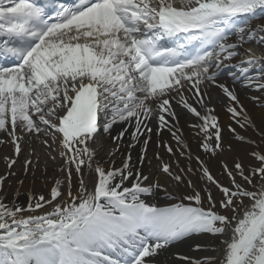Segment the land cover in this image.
I'll return each instance as SVG.
<instances>
[{"label": "snow or ice", "instance_id": "1", "mask_svg": "<svg viewBox=\"0 0 264 264\" xmlns=\"http://www.w3.org/2000/svg\"><path fill=\"white\" fill-rule=\"evenodd\" d=\"M49 7L54 13L46 11ZM258 11H264V0H0V57L14 61L0 64V130L12 137L17 155L23 138L18 129L59 134V154L67 166L61 169L67 183L56 180L49 200L29 194L27 206L21 207L0 199V264H152L147 258L200 233L224 236L223 254L203 261L184 257L189 264H264V154L253 153L261 166L250 168L251 176L240 162L234 165L249 185L252 177H259L256 191L237 182L226 164L233 187L220 185L201 161L207 209L201 191L184 179L183 170L173 172L163 163L162 172L192 192L183 194L181 203L161 208L143 197L162 185L145 184L149 177L133 171L131 154L122 167L106 170L95 163L96 152L89 145L101 131L109 133L114 124L125 122L134 123L132 137L138 141L142 127L151 132L145 121L154 113L160 128L167 127V116L175 118V92L203 121L198 126L205 134L203 150H221L218 117L212 109L202 116L182 91L190 85L188 90L203 102L201 85L214 83L225 61L239 55L244 43L264 44V25L254 28L244 19ZM165 40L174 46L166 47L161 43ZM257 63H264V57L249 55L233 67L246 86L264 90V76L249 75ZM219 87L235 102L228 111L240 127L250 124L247 115L243 123L239 120L245 110L235 92ZM124 131L113 139H123ZM144 144L146 152L147 140ZM15 163L11 160L8 167ZM31 164L25 161L26 172ZM94 164L90 190L82 169L93 170ZM73 169L79 181L75 192ZM130 178L134 182L129 187ZM5 179L0 177V189ZM211 185L222 192L219 206L231 211V217L215 211ZM245 198L249 205H244ZM45 206L51 211L23 215Z\"/></svg>", "mask_w": 264, "mask_h": 264}, {"label": "bare ground", "instance_id": "2", "mask_svg": "<svg viewBox=\"0 0 264 264\" xmlns=\"http://www.w3.org/2000/svg\"><path fill=\"white\" fill-rule=\"evenodd\" d=\"M260 25H264V19ZM246 47L248 48V46ZM249 48L252 50L249 55L264 57V44H258V46L255 47L254 44L251 43ZM209 89L210 88L207 87V91ZM214 93L218 95V93ZM194 96L196 95L193 91L186 90L184 97L195 99ZM252 97L253 98L250 99L247 97V93H243L240 98V105L243 106L245 112L241 115V117H239V120L243 123L244 115L251 118V123L246 124L244 129L240 127L232 116H229L226 113L225 109H218V105H215L212 100H209V104L203 107L202 111L199 109L200 113L205 115V108H216V110L211 112V114L218 117V123L221 130V150H218L215 154L205 152L202 148V144L205 142V134L203 131L201 132V129L198 126L201 125L203 121L189 120L188 123L193 125L192 128H186L184 124H181L183 134L178 137L182 138V143L176 142V137L167 141L170 145H172L173 153H169L167 151L165 143L163 145H156L154 141L149 142L146 152L144 150L142 151V149H138L142 146L140 145L142 143L137 146L138 148L127 150V148H130L127 146V144H129L128 139L130 137L127 135L125 139L114 140L113 137H116V134L119 135L121 131H124L119 130V127L115 126L113 129L115 133L112 138L105 137L95 143L89 142L90 147L96 152L95 163L100 164L106 170L112 167L120 168L127 160L128 152L131 151V165L133 167V171H139L143 175H147L149 177L148 181H144V183L148 184L152 183L153 180H156L164 188V193L175 197L181 196L182 194L173 191V188L170 187L169 180L171 178L161 170V165L163 163H168L173 172L179 173L182 169L184 179L191 180L193 185H195L198 190H203L206 186H208L207 181L201 178L203 175L201 171V161L203 162V165L209 169L212 175L214 173L227 174L225 168L223 167V165L226 164L228 166V170H232L236 180H238V173L234 168L235 163H245L247 157L255 152H259L261 154L264 153V147L262 144L263 139L261 138V136H264V90L253 94ZM194 103L193 107H196V100H194ZM233 106H236V104L229 105V107ZM230 128L235 131H231ZM124 132H127V130ZM19 136H21L20 133ZM40 136L43 137V134ZM163 137H165L164 134L162 135V138ZM239 137H244V140H240ZM174 140L175 142L171 144V141ZM51 141L52 140L48 141L49 145H51ZM19 143L21 145V152L17 155L13 141H10L6 145H3L2 142H0V177H6L2 187L3 190L0 193V199H3V201L9 205L18 204L21 207H26L28 204L27 201L29 194L33 196V193L37 194L42 192V186L49 185L52 189L55 186L56 180L65 181L66 184V171H61V169H64L67 166L65 164V158L59 154L61 149L58 145L52 144L51 147H47L45 144H41V146H39L36 142H32L34 146H28V148L26 147L25 149L22 139ZM12 146H14V153ZM57 149H59V153H56ZM100 154L102 155L100 156ZM142 155L145 158H143V161H141ZM189 156H191V159ZM52 157H55V159H52ZM197 157L199 160L196 159ZM14 159L18 161H23L24 159V161L31 160L32 164L28 168V171H31V173H29L26 177L22 176L24 178H21L20 176H18L20 178L17 177L18 179L11 178L10 176L12 175V172H9L7 163ZM94 168L95 164L93 165V170H89L87 168L82 169L85 184L88 185L90 190L94 183ZM188 169H191V171H188ZM45 176H48L47 179ZM21 181L23 183H21ZM78 182L77 174L73 169V192L76 191ZM133 182V179L130 178L126 181V184L130 187ZM174 183L176 184L175 181ZM176 186L183 191L190 189L185 185L178 186L176 184ZM63 187L64 186L62 185V188ZM176 201L178 200H175V202ZM23 203L27 204L23 205ZM48 211H51V206H45V208L38 210L36 213L25 212L23 215L43 214ZM180 243L174 247L175 250H177L175 252L176 258H168L167 264H189L187 260L183 259L184 257L198 260L200 257L205 258L206 256L220 258L223 254L222 243L219 245L220 248L217 253L211 252L210 248L217 246L213 234H208L207 237L199 236L195 240L187 243L186 241L181 244ZM197 244L201 245L204 250H195V246Z\"/></svg>", "mask_w": 264, "mask_h": 264}, {"label": "rangeland", "instance_id": "3", "mask_svg": "<svg viewBox=\"0 0 264 264\" xmlns=\"http://www.w3.org/2000/svg\"><path fill=\"white\" fill-rule=\"evenodd\" d=\"M260 166H261L260 161H259L257 158L253 157V155L250 154V155L247 157V166L244 167V168H245V173H244V174H245L246 176H251V173H250L249 169L252 168V167L258 168V167H260ZM34 170H35V169H34ZM259 180H260V179H259L258 176H256V177H252V185H250V186H251V187H253V185L256 186V183H259ZM227 182H229V181H227ZM215 196H216V202H217V205H218L220 211H222V213H224V214H226V215H228V216L232 215L233 213H232L231 211H227V212H225V211H224L223 209H221L220 206H219V202H220V200L223 199V194H222V192H221L220 190H217ZM247 201H248V200H245V199H244V204H245ZM203 203H205L206 205L210 206L209 203H208V200H207V196H203Z\"/></svg>", "mask_w": 264, "mask_h": 264}]
</instances>
